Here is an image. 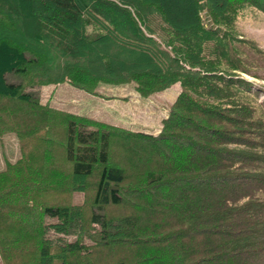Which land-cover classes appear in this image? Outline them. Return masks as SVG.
Wrapping results in <instances>:
<instances>
[{"label": "trees", "instance_id": "16d2710c", "mask_svg": "<svg viewBox=\"0 0 264 264\" xmlns=\"http://www.w3.org/2000/svg\"><path fill=\"white\" fill-rule=\"evenodd\" d=\"M248 6L264 13V0H0V133L24 150L0 172L6 264H65L90 224L109 264H264V88L244 76L243 46L264 50L236 27ZM63 81L180 91L150 134L25 91ZM119 205L130 210L109 214Z\"/></svg>", "mask_w": 264, "mask_h": 264}, {"label": "rangeland", "instance_id": "374dc122", "mask_svg": "<svg viewBox=\"0 0 264 264\" xmlns=\"http://www.w3.org/2000/svg\"><path fill=\"white\" fill-rule=\"evenodd\" d=\"M236 27L240 35L253 40L264 50L263 12L252 6L245 7L237 16ZM243 49L247 60L254 64L251 71L249 73L246 72L244 76L254 81L257 86L264 88V55L252 51L248 46H243ZM27 56L32 57L29 53H27ZM6 78L10 83L18 84L21 82V76L17 72L8 73ZM25 91L37 102L44 105L48 104L50 107L58 108L68 113L88 116L100 122L118 125L137 132L157 134L162 128L163 120L168 116L170 107L180 91V84L176 82L167 89L156 91L147 97L140 96L135 90L133 83H102L98 89L90 92L71 84L69 81H63L26 86ZM263 97L264 89L261 91V98ZM20 142L19 136L14 131L0 133V172H3L10 164H14L22 158L24 150H22ZM113 158L114 160L117 159L116 157ZM71 195L72 202L76 204H80L86 198L84 191L75 190ZM129 210L130 208L126 205L111 206L109 214L122 215ZM87 213V218H89V212L87 211ZM141 214L145 215L142 211ZM49 220L54 221V219L48 218L47 221ZM94 225L90 224L88 229H86L87 231L78 233L79 239L85 247L80 252L76 251L68 254L65 264H86L88 255L92 259V264H109L112 261L114 258L111 255L112 250L100 240V236L97 234L98 227L95 228L97 225ZM49 234L53 238L55 236L62 238L60 242H63V240L75 242L76 238H78L75 231L70 234H56L50 228ZM55 246L58 245L53 247ZM126 248L124 254L127 251ZM133 248L135 249L136 247L133 246ZM121 249L124 248L121 247ZM138 254L141 253L138 252ZM126 256H128L127 253ZM5 259L8 258L4 256L0 248V264H6ZM18 259L15 264H33L30 256L22 254V257Z\"/></svg>", "mask_w": 264, "mask_h": 264}]
</instances>
